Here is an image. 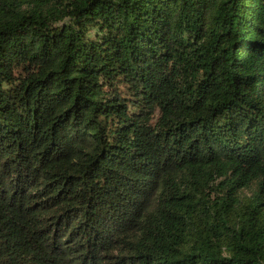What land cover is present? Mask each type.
Returning <instances> with one entry per match:
<instances>
[{"label":"trees","instance_id":"obj_1","mask_svg":"<svg viewBox=\"0 0 264 264\" xmlns=\"http://www.w3.org/2000/svg\"><path fill=\"white\" fill-rule=\"evenodd\" d=\"M0 264H264V0H0Z\"/></svg>","mask_w":264,"mask_h":264}]
</instances>
